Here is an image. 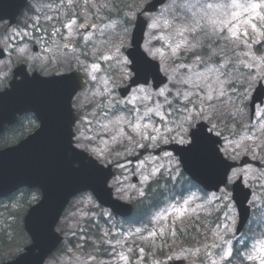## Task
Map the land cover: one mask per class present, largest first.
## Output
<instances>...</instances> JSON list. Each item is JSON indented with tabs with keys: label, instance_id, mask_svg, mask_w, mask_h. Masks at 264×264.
Here are the masks:
<instances>
[{
	"label": "rangeland",
	"instance_id": "374dc122",
	"mask_svg": "<svg viewBox=\"0 0 264 264\" xmlns=\"http://www.w3.org/2000/svg\"><path fill=\"white\" fill-rule=\"evenodd\" d=\"M147 1L150 0H73L69 7L68 0H62L56 4V8L63 12L56 16L52 3L40 4L38 0H33L30 3L31 10H27L20 20L25 26L32 18L34 24L41 22L43 31L46 30L49 34L56 32L52 42L54 39L58 44L59 41H64V46L78 42L84 47L72 51V55L63 56L69 59L72 67H79L82 70L88 83L83 95L89 106V125L86 130L79 131L78 145L85 144L96 148L100 153L99 156L92 154L86 148L83 149L106 164L115 157L135 153L145 146L153 149L160 141L166 143L165 140L168 142L173 139V142L180 143L181 139H186L189 142L191 127L204 120L210 125L211 130L213 126L221 127L226 137L222 146L226 157L239 161L243 156L249 155L264 162V146L257 147L264 142V109L258 110L253 124L249 123L248 113L242 109L243 104L250 99L258 81L264 82V0H207L213 4L227 2L237 5L223 15L224 22L217 27L220 36H229L230 40L227 42L217 40L215 44H211V47L208 46L211 42L207 41L192 50L189 49V45L193 43V35L188 32L180 35L185 25L179 23L178 18L190 15L187 7L193 0H172L158 13L147 15L149 26L144 49L148 55L159 60L162 71L170 77L190 75L189 67H179L180 65L194 66L191 75L202 74L205 86L194 92L190 84L178 85L171 80L172 85L168 84L166 89L164 86L157 92L151 87H145L148 90L145 93H136L134 89L128 98L124 100L120 98L134 108V125L111 122L118 113L114 112V107L109 108L106 105L109 97H114V104L117 96L114 91L115 86L111 92H105V88L116 85L115 81L118 79L112 75L110 69L113 70L118 63L120 71L125 72L127 69L129 71V64H122L118 60H121V56H126L125 51L130 44L131 31L123 41L120 40L119 34L125 28L132 26L119 20L120 17H115L114 13L125 11L127 17L132 19L136 14L133 10ZM101 4H107L108 7H100ZM252 5H256L255 9H252ZM54 18L59 20L56 21ZM73 20L76 23L69 36L65 25ZM90 26L92 29L88 33H81ZM4 29L5 26L0 27V38L7 39L4 41L6 45L4 48L8 52L14 51V59H16L15 50L22 45L28 46L27 55L37 59L38 56L33 55L29 44L34 38L30 30L22 31L13 27L4 33ZM233 31L236 33L235 37L232 36ZM23 39L25 44H21ZM38 43L40 44V41ZM223 43L229 45V50L220 51ZM52 45L53 52H47L48 49L40 44L43 48L40 61L42 58L43 61H47L50 71H60L56 62L61 66L66 64L61 54H54L57 47L54 43ZM117 45L121 46L117 49ZM213 50H216V54ZM43 54L47 56L44 57ZM180 55H184L182 57L186 60L184 63H182L184 59L175 62ZM104 56L111 58L104 59ZM197 57H200L199 61ZM35 59L31 62L24 60L30 66L37 67ZM93 65L97 67L94 69ZM173 69L175 72L172 71ZM232 71L236 72L234 76H230ZM252 76H256L257 79L254 86L249 87L247 81ZM209 86L217 90L213 92L212 101L206 99ZM178 89L179 94H177ZM219 91L224 93L220 98L223 104H218L215 99ZM97 92L101 94H96ZM160 92L163 94L156 95ZM141 105L147 107L143 110ZM209 105H212L216 111H213V107ZM91 106L95 109L91 110ZM75 107L79 109V106L75 105ZM149 109L152 111L146 116L143 115ZM190 112L196 118L189 120L190 126L188 125L185 133L181 131V124L185 117H189ZM202 112H211L213 116L211 119L204 115L197 116ZM138 116L143 118L137 123ZM152 117L155 119H150ZM227 117L239 119L240 129H235L231 123L227 125L225 123ZM101 122L109 123L111 131L97 135ZM133 126L136 127V131L132 130ZM113 136H116L115 140L112 139ZM3 138L0 143L9 141V136ZM130 166V164L122 166L121 169L126 170L121 171L110 184L115 196L128 202L142 196L140 193H144L146 184L161 172H168L173 176L179 172V166L168 153H162L157 157L148 155L133 167ZM235 173L232 175V181L243 176L244 182L255 190V201L260 203L264 193V170L244 167ZM135 175L139 178L137 184L131 182ZM145 177L148 179L145 180ZM221 196L206 198L207 201L190 196L178 205L173 203L160 211L153 212L144 225L129 226L122 230L112 224L97 228L100 223L97 219V203L89 193L83 194L72 202L58 225V231L62 230L72 242L62 253L46 264H169L177 259H184L187 264H262L264 236L261 233L257 234L256 226L255 231L247 230L237 236L235 228L238 217L230 200L224 203L226 206L221 210L218 207L221 203L204 206ZM199 197L203 198L204 195L199 194ZM223 197L226 199L227 196ZM24 198L23 193L17 195L13 201L0 203V228L6 229L10 238L14 237L12 229L17 218L8 217L5 209L22 206ZM37 198L34 194L29 201ZM102 214L105 219H111L108 211L103 210ZM160 216H164L165 219H159ZM153 232L156 235L153 236ZM87 233L91 235V242L90 248L85 250ZM178 234L180 239L177 238ZM13 251L15 252L13 249H7L5 255L11 256Z\"/></svg>",
	"mask_w": 264,
	"mask_h": 264
},
{
	"label": "water",
	"instance_id": "95a60500",
	"mask_svg": "<svg viewBox=\"0 0 264 264\" xmlns=\"http://www.w3.org/2000/svg\"><path fill=\"white\" fill-rule=\"evenodd\" d=\"M26 1L20 0L17 6L16 0H0V20H14ZM165 1L167 0H155L154 6H148L149 10ZM145 28L146 22L139 18L133 32V48L128 52L131 59V52L139 47L142 66L144 61L150 63L141 50ZM150 64L157 68V75L153 78L155 84L164 83L158 65ZM134 73L136 77L132 84L142 82L143 72ZM33 77H25L22 89L16 85L13 90L0 94V134L6 123H14L17 111H31L44 117L39 131L18 146L0 151V198L23 187L39 189L42 193L40 202L29 209L24 219V228L31 237V245L26 247L25 253L4 264L44 263L62 241V237L55 231L62 213L71 199L81 192H92L101 205L111 209L116 215L129 217L132 213V206L114 199L112 189L108 186L114 175L111 166L105 168L85 151L72 147L75 133L71 132V127L75 122V114L72 115L70 101L72 107L74 95L84 87L81 75L73 72L62 77L43 79L37 74ZM125 94L126 92L123 96ZM263 96L264 90L258 89L253 105L261 101ZM19 99L24 100L17 103ZM198 128L199 131L192 134L194 147L191 150L182 149L178 154L182 157L185 171L193 179L203 185L210 184L206 185L209 189H218L226 183L230 169L236 164L223 159L216 147L220 141L207 133L206 125H198ZM234 191L240 211L238 230H241L249 217V209L245 206L248 196L240 182L236 184Z\"/></svg>",
	"mask_w": 264,
	"mask_h": 264
},
{
	"label": "clouds",
	"instance_id": "9594fccd",
	"mask_svg": "<svg viewBox=\"0 0 264 264\" xmlns=\"http://www.w3.org/2000/svg\"><path fill=\"white\" fill-rule=\"evenodd\" d=\"M94 7H95V5H94ZM100 7H108V5L107 4H101ZM235 7H237V5H235L233 3L224 2V3H219V4H213V3L207 2V0H193V2L190 5H188V7H187V10L190 13V15H186V16L178 18V22L185 25V27H184L183 31L180 33V35H183L184 32H188V33H191L193 35V43L189 45V49L192 50V49L198 48V47L202 46V44H204L207 41L211 42L208 45L209 47H211V44H215L217 40H220L222 42L229 41L230 40L229 36H220L219 32L217 31V27L219 24H222L224 22L222 19L223 15L228 10L235 8ZM174 19H177V18H174ZM130 31H131L130 28H125L123 30V32L119 34L120 40L123 41V40L127 39ZM53 43H54V45L58 46V42L55 41V39H54ZM119 46H121V45H117V49ZM27 47H28L27 45H22L19 48H17L16 49V55L19 57H23L27 61H30V62L34 61V59H35L34 57L26 54ZM226 50H229V45L227 43H223L221 45L220 51H226ZM213 52H214V54H216V50H213ZM131 53L133 54V58L129 59V56H121L120 62L122 64H132L133 69L135 68V71L132 69L133 72L139 73L142 71L144 80L145 79L147 80L148 78L156 77V75H157L156 65L150 64L147 61H144L143 66L141 65V54L139 52V47L138 48L136 47L135 49H133V51ZM134 60H135V63H134ZM199 60H200V57H197V61H199ZM179 67H189L190 75L179 76L178 78L176 76H172V77H170V80L177 83L178 85L190 84L191 87L193 88L194 92H195V90H198L200 87L205 86L203 79H202V74L196 73L195 75H191L193 73V67L194 66L180 65ZM166 71H167V69H166ZM172 71L175 72L174 69ZM33 78H35V77H33ZM256 79H257L256 76L249 77V80L247 81L249 87L254 86ZM105 83L107 84V81H105ZM114 86L115 85H110V86L106 87L105 92H111L112 88ZM166 88H167V86H165V89ZM147 91L148 90L143 86V83H140V86L136 88V93H145ZM96 94H101V93L97 92ZM161 94H163V93L162 92L156 93V95H161ZM177 94H179V89L177 90ZM113 99H114V97H109L108 103L106 105L107 107H109V108L114 107ZM116 103L124 104L125 101L118 100V101H116ZM70 108L72 111L71 101H70ZM151 111H152V109H149L147 112L143 113V115L146 116V115H148V112H151ZM72 113H73V111H72ZM32 115L35 117V114L32 113ZM190 115H193V113L190 112L189 116ZM142 118H143L142 116H138L137 117V123ZM35 119H36V117H35ZM36 121H37V119H36ZM130 121H131V117L126 118L123 113H120V114L116 115L111 122L115 123V124H121V123H130ZM38 124L41 128V123L38 122ZM189 124H190V121L187 120V117H185L184 121L181 124V131L186 133L188 130ZM145 127H147V125H145ZM132 130L136 131L137 129L135 126H133ZM107 131H111V129L109 127V123H102L101 122L99 128L97 129V135H99L101 132H107ZM119 131L122 133V129H120ZM71 132L73 133V126L71 127ZM89 138H91V137H89ZM112 139L115 140L116 136H113ZM153 139H155V137H153ZM191 140H192V138H191ZM101 142L107 143V141H101ZM165 142H167V140H165ZM179 142L180 143H188V141L186 139H181ZM72 147L75 149V147L73 145V137H72ZM76 147L86 148L92 154L97 155V156L100 155L98 150L94 147L86 146L85 144H79ZM81 153H83V152H81ZM76 166L78 167V165H76ZM21 187H23V186H21ZM21 187H19V188H21ZM141 193L143 194V192H141ZM42 264H43V261H42ZM262 264H264V261H262Z\"/></svg>",
	"mask_w": 264,
	"mask_h": 264
},
{
	"label": "trees",
	"instance_id": "16d2710c",
	"mask_svg": "<svg viewBox=\"0 0 264 264\" xmlns=\"http://www.w3.org/2000/svg\"><path fill=\"white\" fill-rule=\"evenodd\" d=\"M186 181H187V183L192 184L189 181V179H187V177L182 174L180 177L179 184H183V185L179 186L177 184L172 183L171 184L172 193H177L178 191H180V189H183ZM150 193H151V195H150L151 197H148L146 200L140 201V202L135 204L136 205L135 206L136 212H135V215L132 219H136L135 217L137 216L138 217L137 222H141V221L145 220V218L147 217L146 213H147L149 207L148 208L142 207L143 203L147 202L152 207V208H150L152 210H155V208L159 207L160 204L162 203V199L164 197V192H163L161 185L159 183H155L150 187ZM30 196L31 195L25 196V198L23 200V205L28 206V203L26 204V200L28 201V198ZM22 206L19 205V207L16 209L8 210V214H7L8 217H10L11 219L17 218V222L14 223L13 229H12L14 231V237L10 238L9 236H7L8 231L6 229L0 228V255L1 256H3L5 254L4 252L7 249H13L17 253L19 251V249L21 248V246L23 245V242L25 240L27 241V236L24 233L23 226H22V217H23V214L25 211L24 210L25 206L24 207H22ZM140 210H142L143 213L140 212ZM132 219H130V221H132ZM17 238L19 240H17Z\"/></svg>",
	"mask_w": 264,
	"mask_h": 264
},
{
	"label": "flooded vegetation",
	"instance_id": "af4514ba",
	"mask_svg": "<svg viewBox=\"0 0 264 264\" xmlns=\"http://www.w3.org/2000/svg\"><path fill=\"white\" fill-rule=\"evenodd\" d=\"M4 39H0V45L4 46ZM1 62V61H0ZM22 61L17 57L16 59L10 58V63L7 65H0V91L6 89L10 81L13 77V70L16 66L21 64ZM76 106H79V109L75 107V110L78 114V118L75 124V129H83L84 127H88V113H87V103L86 99L83 97H78L75 100ZM38 120L36 121L35 117L31 114H26L19 117L18 124L15 126L18 129H25V130H36L39 127ZM13 127L10 130H13ZM15 128V129H16Z\"/></svg>",
	"mask_w": 264,
	"mask_h": 264
},
{
	"label": "snow or ice",
	"instance_id": "6c2138e0",
	"mask_svg": "<svg viewBox=\"0 0 264 264\" xmlns=\"http://www.w3.org/2000/svg\"><path fill=\"white\" fill-rule=\"evenodd\" d=\"M72 2H73V0H68V6H69V7H71ZM251 7H252V9H255L256 5H252ZM75 23H76V22L73 20V21H71L70 23H68V24L65 25V27L68 29V35H69V36H71V34H72L73 25H74ZM57 31H58V30H57ZM56 34H57L56 32L53 33V35H56ZM232 36H233V37L236 36V33H235L234 31H233V33H232ZM65 47H67V45H65ZM103 58H104V59H110L111 57H110V56H104ZM96 67H97L96 65H93V68H94V69H95ZM215 91H217V90H216V89H213L211 86H209V91H208V94H207V97H206L207 101H212V100H213V98H214V97H213V92H215ZM223 95H224L223 91H219V92L217 93L215 99L217 100V103H218V104H223V103H224L223 100L220 99ZM209 107H213V106H212V105H209ZM213 111H216V109H215L214 107H213ZM199 115H204V116H207V118L211 119L212 116H213V113H211V112H202V113H198V114H197V116H199ZM195 118H196V117H193L192 115H190L189 117H187V120L195 119ZM189 126H190V124H189ZM195 131H199V128L196 129ZM192 132H193V131H192ZM191 138H192V136H191ZM209 138H210V137H209ZM210 139H211V138H210ZM212 142L215 143V141H212ZM260 146H264V142H262V145H257V147H260ZM192 147H194L193 139H192V144H191V146H190L189 148L185 149V150H191ZM153 174H155V173H153ZM144 179L147 180L148 178L145 177ZM140 194L143 195L142 193H140ZM186 203H187V202H186ZM177 211H179V210L177 209ZM159 219L163 220V219H165V217H164V216H160ZM137 231H139V230H137ZM152 235L154 236V235H156V233L153 232ZM141 251H143V249H141Z\"/></svg>",
	"mask_w": 264,
	"mask_h": 264
}]
</instances>
